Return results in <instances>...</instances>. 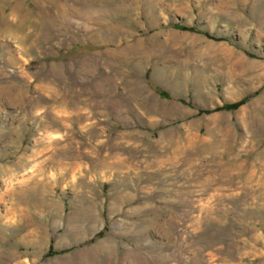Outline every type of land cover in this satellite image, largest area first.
<instances>
[{"label":"rangeland","instance_id":"rangeland-1","mask_svg":"<svg viewBox=\"0 0 264 264\" xmlns=\"http://www.w3.org/2000/svg\"><path fill=\"white\" fill-rule=\"evenodd\" d=\"M0 264H264V0H0Z\"/></svg>","mask_w":264,"mask_h":264},{"label":"trees","instance_id":"trees-1","mask_svg":"<svg viewBox=\"0 0 264 264\" xmlns=\"http://www.w3.org/2000/svg\"><path fill=\"white\" fill-rule=\"evenodd\" d=\"M161 95H164V93L163 92H159Z\"/></svg>","mask_w":264,"mask_h":264}]
</instances>
